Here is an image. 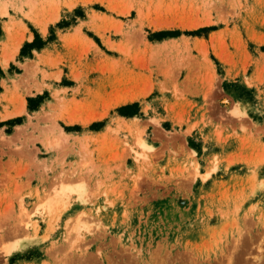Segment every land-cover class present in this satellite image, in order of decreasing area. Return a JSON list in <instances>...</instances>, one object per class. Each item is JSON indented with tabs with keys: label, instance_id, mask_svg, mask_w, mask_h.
<instances>
[{
	"label": "rangeland",
	"instance_id": "1",
	"mask_svg": "<svg viewBox=\"0 0 264 264\" xmlns=\"http://www.w3.org/2000/svg\"><path fill=\"white\" fill-rule=\"evenodd\" d=\"M0 70V264H264V0H0Z\"/></svg>",
	"mask_w": 264,
	"mask_h": 264
},
{
	"label": "trees",
	"instance_id": "2",
	"mask_svg": "<svg viewBox=\"0 0 264 264\" xmlns=\"http://www.w3.org/2000/svg\"><path fill=\"white\" fill-rule=\"evenodd\" d=\"M163 33V32H160ZM27 46H32V47H41L42 46V40L39 36L38 33L35 34V39L32 43L27 44ZM0 73H2V71L0 70ZM118 112L121 115H134L138 113V103L134 102V103H130V104H126V105H122L118 108Z\"/></svg>",
	"mask_w": 264,
	"mask_h": 264
},
{
	"label": "bare ground",
	"instance_id": "3",
	"mask_svg": "<svg viewBox=\"0 0 264 264\" xmlns=\"http://www.w3.org/2000/svg\"><path fill=\"white\" fill-rule=\"evenodd\" d=\"M23 226V225H22ZM25 226V225H24ZM26 226H28V222L26 223Z\"/></svg>",
	"mask_w": 264,
	"mask_h": 264
}]
</instances>
